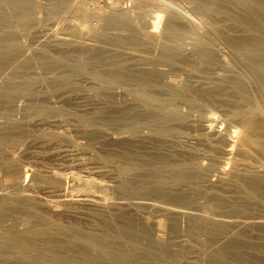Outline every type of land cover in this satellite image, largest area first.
<instances>
[{"label": "rangeland", "instance_id": "rangeland-1", "mask_svg": "<svg viewBox=\"0 0 264 264\" xmlns=\"http://www.w3.org/2000/svg\"><path fill=\"white\" fill-rule=\"evenodd\" d=\"M10 1L13 0H0V19L6 18L10 14L7 19L11 20L8 21L4 18L6 26L2 25L3 20L0 21V23L2 22L0 25V53L6 51L7 56H5V52L0 54V56L3 54L0 58V160L6 161L14 170V184L10 185L9 178L7 175L5 176L6 173L3 172L4 169L1 166L0 212L3 211V215L0 221V233L10 230L23 237L26 235L25 232L28 227L44 230L48 225L56 222L66 228L72 236H75L74 238L81 239L85 236H92L97 239L102 247H106L104 250L107 253L103 250H101L103 252L99 250L100 253L97 250H91V259H95L91 261L94 264H112L113 262V264L115 262L117 264H264V226L252 224L254 222L264 223L262 222L264 221V207L255 199L243 197L244 190L241 189V184L237 183L239 181L241 183L239 178L242 177L243 181L245 179L248 181L249 178L245 177L253 174L254 176H251L252 181L257 176L264 178V158L260 159L259 156L256 158L257 154L255 155L253 152L245 155L241 152V155L237 154V136L241 134L239 131L242 132V127H240L239 121H237L239 124L231 122L235 118L237 120L238 117L237 113L234 112L235 108L237 111L238 109L243 110V107H245L244 109L247 107L246 110L249 109L248 103H243L247 105L243 106L236 102L238 98L229 86L235 78L230 74L232 69L234 71L232 74L235 76L237 72L243 71L238 62L245 72L251 66L249 64L251 62L245 61V57L240 58L241 56L237 54L235 58L239 59H234L238 62L235 61L236 65L233 66L236 68H230L232 64L229 62L233 63L234 54L232 52L233 47L228 40L238 39L241 32L235 27L233 28L231 23L226 22L225 19H213L214 24L217 25L216 28L220 30L219 33H224L222 37L225 39H222L220 34L217 35V29L215 32L213 31L214 28L209 27L212 25L211 21L209 23V13L207 11L202 12L203 10L200 9L195 0L193 2L192 0H138L139 2L137 0H25L28 3L26 5L25 1L19 0L20 3L23 1L20 5L24 3V6L21 7H25L26 14L19 5L15 8L12 7L14 3L17 5L19 1L16 0L17 3L15 0L14 3ZM136 6H139L138 9ZM116 7H119V11ZM112 8L116 9L113 13L116 12L117 17L111 15ZM123 8L126 13L123 12ZM16 9L19 13H16ZM120 9L124 18L120 15L119 19L126 20L127 18V21H131V25L136 26V29L138 28L137 25L144 30L150 29L155 16L160 15L161 19L159 18L155 32L159 34V39L166 37L168 42L164 44L165 39H161L160 42L158 39V42L152 44L142 34L143 30L141 32L135 31L136 34L133 30L134 33L128 29L121 30V28H125L119 24L121 28H116L118 25L115 23H111V25L116 26L111 27L108 24L110 25L108 27L105 19L102 20V16L104 15L109 20L110 17H113L112 19L118 18V13L121 14ZM12 10L15 11V14L22 13L24 15L19 17V22H15L18 19L14 21L13 16L15 14H11ZM1 11L5 15L1 14ZM104 11H106V15ZM90 12L91 14L97 13L95 18L98 19L96 22L95 19L92 20L93 15L90 17L91 23L93 25L95 23L100 24L98 27H102V29L106 25V28L103 30L100 28V31L98 27L92 26L95 29L89 30L91 26L88 18ZM98 12L99 14L102 12L100 17ZM171 14L174 16L173 22H176L177 26L179 25L176 27V23H174L177 32L178 29L181 30L179 31L181 34L180 41H177L180 35H178L179 37L174 35L177 38H175L177 43L171 41L172 45L168 43L173 37H163L162 33L163 24ZM136 15H140L141 17L138 16L140 19L129 20V16L132 19ZM86 16H88L87 19ZM22 17L26 19L24 21H28L26 24L23 21L21 24ZM141 18L142 22L139 21ZM99 19L101 22L98 24ZM210 20L212 19L210 18ZM217 21H219L220 27L216 23ZM8 23L9 27L7 26ZM12 23L14 24L11 25ZM97 29L96 34L94 31ZM186 29L187 31L189 29L195 30L193 33H199L192 35L190 30L186 34ZM131 34H136L134 40L130 37ZM206 34L210 35L207 37L209 39L206 38ZM7 35L11 36V39ZM197 36L207 39V41L201 39L203 45V41L210 43V45L208 43L207 46L204 45L205 49L214 50L216 58L213 54L212 56L216 61H211L212 64L211 62L208 64V60L203 62L197 54H193V52L196 53L195 46L197 47L201 43L197 39L199 43L197 42L198 44L195 45L194 38L196 40ZM4 38L8 39L3 42ZM9 39L10 41L13 39L11 45L10 41L8 42ZM6 42L9 47L6 46ZM178 44L182 47V51ZM172 46L173 49H175L174 46L180 48V50L179 48L175 49L177 50L174 52L175 56L172 53L174 51ZM157 47L164 49V52L161 49L158 52L159 48ZM169 47L171 51L167 50ZM165 51L168 52L164 54ZM177 52L179 53L177 54ZM211 53L212 51H210ZM164 55H167L169 60ZM250 56L246 55V58ZM198 59L200 66L197 65ZM241 59L242 61L245 59L244 62L249 65L244 63L246 67L243 66ZM185 61L191 63L192 67L191 64L185 66ZM189 63L185 62V64ZM200 63L204 64L201 65ZM194 66L196 67L194 68ZM237 67L240 68L238 71L236 70ZM251 68L247 74L248 72L253 73ZM244 71L243 74H241L242 72L240 74L243 75L242 78L245 77V80H241L239 73L237 79L239 83L241 80V84L252 88L249 78L254 73L249 74L250 77H248ZM93 73L96 74L93 76ZM224 75L225 77L228 75V78L226 77L227 80H225L224 77H220L221 81L218 80L220 82H218L219 87L222 88L224 85L226 88H222L223 91L226 93L231 91L234 98L230 92L227 94L232 97V102L233 99L236 101L232 103L229 99L224 100L222 97L227 96L226 93H222L221 95L224 96L221 98L223 101L229 102L226 104L229 107L232 104V108L226 106L225 102L218 98L220 95L214 96V92L217 93V90L213 88L217 82H214L217 78L219 79V76ZM230 78L232 80L229 82ZM254 78H252L254 81L252 83L256 84V76ZM233 82H236V79ZM162 85H166L168 88ZM183 85H186L184 87L187 88L184 91L189 92L188 90L191 89L192 92H198L192 93L190 91L191 95L188 93L189 96L184 95V91L182 93V90H179V86L184 88ZM188 85L191 86L190 89H188ZM207 85L212 86L213 96H206ZM194 86H198V88L200 86V89L205 87L206 90L203 91L205 98L200 95L202 92L199 91L200 89L196 90L195 88L194 90ZM15 87L19 89H15ZM159 87L162 90H158ZM163 87L164 89L167 88V90L165 89L167 93H164ZM170 87H174L175 91L179 88L178 94L174 91L176 97L181 94L189 98L183 96L188 98L185 100L181 96V103H178L179 99L177 101L173 91L170 93ZM219 87L216 86V89L220 90ZM230 88L231 90H229ZM154 92H156V96L159 94L158 99L163 97L165 99L163 98L159 102L158 99L152 98L155 96ZM219 92L218 94H220ZM148 93L149 95L154 93V96H149L150 99L152 98L151 100H156L152 102L153 105L149 103L152 106L145 103L149 100H146L145 97V95L148 96ZM140 96L146 99L144 100ZM192 96L197 98L193 97L196 101L193 100L195 103L190 104L189 101L191 100L189 99ZM201 96L204 101L199 100ZM260 96L257 95V97ZM206 97L208 101H205ZM261 97L263 101V96ZM174 98H176V102ZM227 98L229 97H225V99ZM260 98H255V100L257 99L258 103H262L263 108L264 101L261 102ZM141 99L144 102H141ZM197 99L200 101L199 103ZM212 99L216 100L213 101L214 104L211 103ZM157 101L159 104L156 105ZM197 103L199 106L196 105ZM218 103H221L220 105L223 103V105L220 106ZM237 104L242 108L236 107ZM189 105L198 108L192 110L193 107H189ZM186 107H189V110L191 108V110L188 111ZM149 108H152V113ZM174 109L179 114L176 111H174L176 114H170ZM225 112L230 116L233 115L234 119L233 116V120L230 119V116L228 119ZM180 113L184 116L181 117ZM169 114L173 117L169 116L168 118ZM177 115L179 118L175 117ZM262 115L263 120L260 119L263 122L260 121L263 123L262 134H264V112ZM84 116L87 121H84ZM202 116L203 118H201ZM207 116H209V120L212 119L211 116L216 118V120L213 119L214 123L213 120H210L213 125L215 124L214 127L210 125L211 123L208 124ZM165 117L167 120L164 119ZM170 118L178 119V121L182 118L183 121L178 124L179 122L176 123L177 120ZM183 118H185L186 123ZM204 118L207 119V124L203 121ZM160 119L161 121H159ZM198 120L204 122L201 121L203 125L200 123L203 127L207 125L211 127V130L208 127L205 131L201 125L199 128ZM217 120L222 121V124H219ZM225 120L226 122H224ZM226 123L231 128L227 126L230 129L228 132L232 130L229 138L231 141L233 140L232 143L229 140L228 145L231 143L229 147L235 148L231 152L233 155L227 154L229 156L227 158H225L227 155L224 154V157V155L221 156L222 153H219L220 147L222 145L224 147L222 143L224 140L221 137L218 139L216 132L212 130L217 124L218 136H222V132H226L223 135V138L226 139L228 133L220 127L226 128ZM155 124L156 126L161 124L160 127L158 126L160 136L158 135L157 139L154 138L155 134H153L154 128H156ZM165 124L167 128H165ZM231 124L234 127H231ZM151 125L154 126L153 136L151 131L148 132L152 128ZM209 130L211 134L208 132ZM162 131L167 134L164 132L163 134ZM41 132L43 134H45L44 132L56 133V138L53 140L46 139ZM149 133L153 138L148 137L150 136ZM208 133L211 137L215 134L213 135L216 136L213 137L215 139L212 138L214 142ZM138 135L139 138L143 136L139 140L140 142L137 141ZM207 138L210 143L213 142L214 146H210L212 144H209ZM217 139L220 141L218 142ZM234 141H237L236 144ZM151 142L154 143L153 147ZM217 143L221 145L218 147ZM215 144H217L216 151L218 154L215 153L216 151L213 152ZM140 145H143L145 151L141 149L142 146ZM232 145L236 146L237 149ZM145 148L148 149V154ZM138 149L141 152L138 153ZM174 153L176 159H173ZM178 153L181 154L178 155ZM146 154H151V157L153 155L154 159L152 160H156L153 162L157 163L155 170H151V167L143 164ZM184 155L185 157L192 155L193 160L192 156H189L185 158V162L184 158L181 159ZM138 158L142 162L139 161L143 164L142 166H140ZM187 158H191L192 162L189 163ZM178 159L183 161L182 165ZM171 160H175L176 165L180 163L182 167H189L190 169L187 168L186 172L184 168L181 170L184 173L190 170L192 175H188L191 179L187 178L188 180L185 179L171 185L170 183L165 186H163L164 184L156 185L159 181L156 177L166 180L174 178L172 174L175 175L177 171L173 169L175 162L173 163ZM124 167L129 170L125 171ZM233 174L240 176H237L235 180L231 177ZM39 176H42L40 178L51 179H57L58 176H61L63 181L59 182L56 191L52 192L40 182ZM226 177L230 178H228L229 181H227L228 179L224 181L223 178L226 179ZM260 178L256 179L261 180ZM230 180L232 181L230 182ZM252 181L250 180L248 183L251 184L252 188L261 186L259 181L258 183L254 181L255 184ZM251 182L255 186H252ZM7 183L10 187L6 186ZM262 183L264 184V182ZM237 184L242 191L239 190ZM3 186H6V189ZM261 187L264 188V185ZM57 192H61L65 198H70L73 202L68 205H59L55 202ZM170 194L172 195L171 198H169ZM51 195L52 197H49ZM214 196H220L224 199L229 197L227 203L229 202L230 205L232 203V207L236 205L235 209L238 213H234L235 210L231 206L226 207L228 204H223L221 207H225L222 209L213 207L211 199ZM46 197L51 199L48 201ZM237 197L238 199L235 200ZM230 198H234L236 204ZM243 198L244 200H242ZM10 199H17L18 202L14 205L5 202ZM78 199L79 201H77ZM240 203L245 204L246 209L243 206L244 210L242 208L238 210ZM240 212L246 213L245 217L243 215L240 217ZM250 218L255 221L252 222ZM241 219H245V222ZM27 220L29 221L28 224ZM241 222L244 225L240 224ZM206 223L208 225L212 223L211 226L214 229L210 226L207 227ZM199 225H203V230L201 229L202 226ZM199 228L202 231H196ZM205 230L207 231L205 232ZM53 239L56 242L65 243V237L62 235H55ZM69 248L63 249L62 247L59 252L63 254L64 258L69 256L67 259L68 261L72 260V262L73 260L74 262L76 260L77 262L81 261L78 259H81L83 253L88 251L80 241ZM80 252H83L82 255ZM107 254L111 257L109 260L106 257ZM69 258L71 259L69 260ZM111 260L114 261L111 262Z\"/></svg>", "mask_w": 264, "mask_h": 264}, {"label": "bare ground", "instance_id": "bare-ground-1", "mask_svg": "<svg viewBox=\"0 0 264 264\" xmlns=\"http://www.w3.org/2000/svg\"><path fill=\"white\" fill-rule=\"evenodd\" d=\"M17 1H19V0H17ZM23 1H25V0H23ZM22 1V2H23ZM133 1V0H132ZM135 1V0H134ZM138 1V0H137ZM143 1V0H142ZM145 1V0H144ZM194 0H192V2H193ZM11 2V1H10ZM10 2H8V3H10ZM15 2H16V0H15ZM21 2V3H22ZM139 2V1H138ZM195 2H197V4H198V6L200 7V9L201 10H203L202 12H208L209 14H208V17H210L212 20H210V18H209V23H210V21H211V24L212 25H209V27L211 26V29H213L214 28V30L213 31H217L218 29L216 28V26L217 25H215L214 23H215V21L213 22V19H217V18H219V19H225L226 20V22H229V23H231V26H233V28L235 27L236 29H238L240 32H241V34H240V37L237 39H229L228 41L230 42V44L232 45V47H233V54H234V58H233V56L231 57V61H232V58H233V63L232 62H229L230 64H232V66H230V68L232 69V68H234L233 66H235L236 65V62H238V61H236L237 59H239V58H235V55H237L238 54V56H241L240 58H242V57H245V61H247V62H251V63H249V64H251V66H249V69H250V67H252L251 69H252V71H253V73H254V75H252V77L251 78H249V80L251 81H249V83H251L252 84V88H250V87H248V85H244L243 83L241 84V80L243 79V80H245L244 78H242L243 77V75H241V74H243V71H244V68H242V65L240 64V62H238L237 64L238 65H240V67H241V69H243V71H241V70H239V71H241V72H237L236 73V76H235V74H232V72L234 73V71H233V69H232V71H231V75H233L234 77V79L233 80H235L236 79V82H233V80H232V78H230L229 79V82L232 80V83H230L229 84V86L233 89V90H231V88L229 89V90H231L232 92H234L235 93V96H237V98H238V101H236V99L234 100L233 99V102H238V104L239 105H243V106H247V105H244L243 103H248L249 104V106H248V110H246L247 109V107H246V109H244L245 107H241V106H238V104H237V106L236 107H241L243 110H241V109H238V111L236 110V108H235V110L237 111H235L234 110V112L235 113H237L236 115H238V117L237 116H235V117H237V120H236V118L234 119V116H233V119L234 120H236V121H234L233 119H232V116H230V114H227L226 112V117L228 118L229 116L231 117H229L231 120H233V121H231V122H234V123H237V124H239V122H240V127H242V132H240L239 131V136H237L238 137V145L236 144V142L234 141V143L236 144V146H238V149H237V147L236 146H234V145H232V147H236V149L238 150V153L237 152H235V153H237V154H239V155H241V154H243V155H245V154H247V153H250V154H252L251 152H253V153H255V155H256V158H258V156H259V158L260 159H262V158H264V136H262V135H264V134H262V118L261 117H263V109H264V107L262 108V103L260 104V103H258V101H257V99L255 100V98H260L261 96H263V99H264V0H195ZM11 3H14V0L11 2ZM10 3V4H11ZM17 3V2H16ZM19 3V4H18ZM17 3V5L14 3L13 5H12V7L14 6V8H15V6H20V8H21V10L22 9H24L23 11H25L26 9H25V7H21L22 5L24 6V3L22 4V5H20L21 3H20V1ZM141 3V2H140ZM9 4V5H10ZM26 4H28V3H26V1H25V5ZM139 4V3H138ZM195 4V3H194ZM132 5H134L133 3H132ZM137 7V6H136ZM139 7V6H138ZM138 7H137V9H138ZM13 8V9H14ZM17 8V7H16ZM114 8V7H113ZM112 8V9H113ZM117 8V7H116ZM119 8V7H118ZM117 8V10L119 11V9ZM12 9V8H11ZM18 9H19V7H18ZM29 9H30V7H29ZM85 9V8H84ZM114 10H116V9H113V10H111L110 12H114ZM123 10H124V8H123ZM109 11V10H108ZM120 11H121V14H119L118 13V15H119V17L118 18H115V17H117L116 15V12L115 13H111V15H114L115 17H114V19H112L111 17H110V20L109 19H106V17H104V15L102 16V20H104L105 19V22H106V25L108 26V27H110V25H111V23H115L116 25H120V26H122L123 28H125V29H122L119 25L118 26H116V25H114V24H112L111 25V27H114V26H116V28L117 27H120L121 28V30H126V29H128L129 31L131 30H133L134 32L135 31H139V32H141L142 30V34L146 37V39L149 41V42H152V44H154L158 39H159V34H157L156 32H155V27L159 24V18H160V15H156L155 16V19L152 21V23H151V28L150 29H146V30H144V29H142V28H139L140 26H138L137 25V27L140 29H136V26H132L131 25V21H127V18H126V20L124 19V20H122V18H124L123 17V15H122V10L120 9ZM138 11V10H137ZM2 13L1 14H3V11H1ZM26 12L27 11H25V14H26ZM106 11H104V13H105ZM123 12H125L126 13V11L124 10ZM139 12L141 13V10H139ZM15 14V11L14 10H12V13L11 14ZM16 13H19V12H17V9H16ZM93 13V12H92ZM102 13V12H101ZM101 13L99 14V12H98V16L100 15L101 16ZM108 13V12H107ZM124 13V14H125ZM140 13H138V14H140ZM9 14V13H8ZM8 14H6V15H8ZM89 14V13H88ZM108 14H110V13H108ZM3 15H5V13L3 14ZM2 15V16H3ZM16 15H18V16H16ZM20 15V16H19ZM87 15V14H86ZM91 15V16H90ZM90 15H89V17L88 16H86V19H87V17L89 18V21H90V17H92L93 15H94V17H93V19L92 20H94L95 19V22H96V19L97 18H95V16L97 15V13L95 14H91V12H90ZM105 15H106V13H105ZM120 15H122V18L121 19H119L121 16ZM2 16H1V18H2ZM9 16H10V14H9ZM9 16H6V18L5 19H7ZM13 16V15H12ZM14 16H16V17H14ZM13 16V18H14V21H15V19H18V20H16L15 22H19V17H21V16H24V15H22V13H20V14H15ZM28 16V15H27ZM99 16V17H100ZM110 16V15H109ZM108 16V17H109ZM128 15L126 14V17H127ZM141 17L140 15H136L135 17H132V19H131V17L129 16V20H137V18H139V17ZM26 17V16H25ZM97 17V16H96ZM107 17V18H108ZM4 18L3 19H0V21H4ZM23 18V19H22ZM21 18V24H23V22H24V24H26L28 21H24V17H22ZM134 18V19H133ZM136 18V19H135ZM10 19V18H9ZM27 19H29L28 17H27ZM85 19V20H86ZM140 19V18H139ZM138 19V20H139ZM161 19V18H160ZM8 20V19H7ZM26 20V19H25ZM98 20V19H97ZM173 20H174V16H173V14H171V15H169L168 17H167V20H166V22H164V26L162 27V33H163V37H165V36H167V38H171V37H173V38H171L169 41V43L168 44H170L171 43V45H172V42L171 41H174V42H176L177 43V41H180V39H181V34H179V31H181V30H179L178 29V32H177V29H176V27H178L177 26V23L176 22H173ZM224 20V21H225ZM8 21H11V20H8ZM23 21V22H22ZM87 21V20H86ZM139 21H143L142 20V18H141V20H139ZM14 22V23H15ZM84 22V21H83ZM82 22V23H83ZM98 22V24H99V22H101L100 21V19H99V21H97ZM103 23H104V21H102ZM108 22V23H107ZM218 22L219 21H217L216 23L218 24ZM226 22H224L225 23V25H226ZM2 23V22H1ZM1 23H0V25H1ZM5 23V21L2 23V25ZM11 23V22H10ZM14 23H12L11 25H13ZM87 23H88V21H87ZM86 23V24H87ZM174 23H176V27H175V25H174ZM187 23H189V22H187ZM7 24V23H6ZM89 24H91V26L89 25ZM88 24V26H90L89 27V30H91V31H93L94 29L92 28V26H95V27H98L99 25H97L96 23V25L94 24H92L91 23V21H90V23ZM102 24V23H101ZM108 24H110V25H108ZM142 24H144V23H142ZM141 24V25H142ZM84 25H85V23H84ZM104 25V24H103ZM106 25L104 26V28H106ZM114 25V26H113ZM219 25V27H220V24H218ZM4 26H6L5 24H4ZM8 27L10 26L9 25V23H8V25H7ZM88 26H87V29H88ZM227 26V25H226ZM229 26V25H228ZM108 27H107V29H108ZM129 27H130V29H129ZM141 27H143V26H141ZM190 27V26H189ZM91 28V29H90ZM99 28V27H98ZM101 29H102V27H100ZM99 28V29H100ZM103 28V29H104ZM144 28V27H143ZM93 29V30H92ZM101 29H100V31H101ZM102 29V30H103ZM180 29H182V28H180ZM217 29V30H216ZM88 30V32H90ZM183 30H184V28H183ZM182 30V31H183ZM191 29H189L188 31H190ZM96 31H98V29L97 30H95L94 32H96ZM99 31V32H100ZM131 32V33H134V32ZM187 29H186V34H187ZM193 31H195V30H193ZM193 31L191 30V33L190 34H192V35H194V33H193ZM219 31L220 30H218L217 31V35H221V38L222 39H225L224 37H222L223 36V32H220L219 33ZM93 32V34H95ZM98 32V33H99ZM185 32V31H184ZM184 32H182L183 34H185ZM92 33V32H91ZM136 33V32H135ZM176 33H178V34H176ZM181 33V32H180ZM199 32H197V33H195V35L196 34H198ZM209 33V32H208ZM96 34H97V32H96ZM137 34V33H136ZM135 34V35H136ZM139 34H141V33H139ZM189 34V33H188ZM200 34H202V33H200ZM199 34V35H200ZM75 34H74V32H73V36H74ZM135 35H133V34H131V38H132V40H134L135 39ZM177 36V37H179L178 35H180V37L178 38V40L176 41V37L175 36ZM207 36H206V38L207 37H209L210 35L209 34H206ZM209 35V36H208ZM8 36V35H7ZM161 36H162V34H161ZM160 36V37H161ZM202 36H203V34H202ZM202 36L200 37V36H197L198 38H196V40H195V38H194V41H195V45H197L199 42H201V39H202ZM11 37V36H10ZM9 36H8V38H10ZM193 37H196V36H193ZM200 37V38H199ZM204 37H205V35H204ZM203 37V38H204ZM8 38H6V39H8ZM13 38V37H12ZM166 38V37H165ZM165 38H160L158 41L160 42V40L162 39V40H164ZM176 38V39H175ZM218 38H220L219 36H218ZM5 38H4V41L3 42H5V40H6ZM11 39V38H10ZM10 39L8 40V42L10 41ZM199 40V42H198V40ZM207 39H209V38H207ZM207 39H202V40H206L207 41ZM13 40V39H12ZM12 40L9 42L10 43V45L13 43L12 42ZM166 41L164 42V44H166L168 41H167V39H165ZM157 41V42H158ZM154 42V43H153ZM163 42V41H162ZM161 42V43H162ZM198 42V43H197ZM204 42V45L206 44V46H207V43L210 45V43L209 42H207V43H205V41H203ZM171 45H170V47H171ZM202 45V46H201ZM203 44H202V42L201 43H199V45H197V47L195 46V48H196V50H195V52L196 53H194L193 52V54H197L199 57H200V59L201 60H203V62H205L204 60H208L209 62H208V64H210V62L212 61V62H215L216 61V59H213L214 57L212 56V54L215 56V58H216V55H215V52H214V50H210L209 48V51H208V49L206 50L205 49V46H204ZM6 46H8V44H7V42H6ZM177 46V45H176ZM176 46H174L175 47V49H178L179 47H181V46H179V44H178V48L176 47ZM9 47V46H8ZM170 47H169V49H167V50H170L171 51V49H170ZM157 48H159V47H157ZM161 49V47L158 49V52H159V50ZM172 49H173V46H172ZM175 49H173L172 51V53L174 54V52H176L177 50H175ZM161 50H163V52H164V49H161ZM179 50H180V48H179ZM170 51H169V53H170ZM181 51H182V47H181ZM180 51V52H181ZM210 51H212V53L210 54ZM235 51V52H234ZM4 54H5V56H6V51H2ZM1 52V53H2ZM163 52H161V53H163ZM166 52H168V51H165V53L164 54H166ZM214 52V53H213ZM0 53V54H1ZM168 53V54H169ZM179 52H177V54H178ZM248 53V54H247ZM167 54V55H168ZM171 54V53H170ZM181 54V53H180ZM251 56H250V55ZM3 55V54H2ZM1 55V56H2ZM163 55V54H162ZM167 55H164V56H166V58H167ZM246 55L247 56H250V57H247L246 58ZM1 56H0V58H1ZM5 56H4V58H5ZM174 56H175V54H174ZM238 56H236V57H238ZM7 57V56H6ZM198 57V58H199ZM3 58V57H2ZM3 58V59H4ZM195 58H197V56H195ZM248 58H250V59H248ZM234 59H236V60H234ZM167 60H169L168 58H167ZM244 60L242 61V59H241V61H242V63H243V66H245L246 67V65L244 64V63H246V62H244ZM250 60V61H249ZM196 61H197V59H196ZM236 61V62H235ZM186 63H189V62H187V61H185ZM185 62H184V65L186 66V65H190L191 63H189V64H185ZM212 62H211V64H212ZM235 62V63H234ZM201 65L202 64H204V63H200ZM234 64V65H233ZM246 64H248V63H246ZM248 64V65H249ZM198 66H200L199 65V59H198V64H197ZM196 65V66H197ZM237 65V66H238ZM248 65H247V67H248ZM196 66H194V68L196 67ZM229 66V65H228ZM189 67V66H188ZM191 67H192V64H191ZM227 68H229V67H227ZM236 68V67H235ZM234 68V69H235ZM238 69H240L239 67H237V71H238ZM249 69L247 68L246 69V72L244 71V74H246V76H248V77H250V75L251 74H253L252 72H251V74L248 72V74H247V71H249ZM228 70H230V69H228ZM251 71V70H250ZM240 74L241 75V80H240V83H239V80L237 79V74ZM94 74H96V73H93V76H94ZM250 74V75H249ZM230 76V75H229ZM245 76V75H244ZM254 76H256V84H253L252 82H254V81H252L253 79L252 78H254ZM222 77H224V79L225 80H227L226 79V77L228 78V75H226V77H225V75L224 76H219V79L217 78L216 79V81L214 82V83H216L217 82V87H219L220 86V82L218 81V80H220L221 81V78ZM247 77V78H248ZM224 79H222V80H224ZM224 80V82H227V81H225ZM238 80V81H237ZM242 80V81H243ZM254 80H255V78H254ZM219 82V83H218ZM224 82H222L223 84H224ZM221 83V84H222ZM219 84V85H218ZM226 84V83H225ZM227 84H228V82H227ZM211 85H213V84H211ZM211 85H207V90L206 89H202V87H201V89H200V86H199V88H198V86H194V90H195V88H196V90L197 89H200L199 91L201 92V93H203V94H201L200 92V95H203V97L205 96L204 94L205 93H207L206 94V96L208 95H212V94H214V96H216V94H217V96L216 97H218V95H220V97H218L221 101H223V99L222 98H224V100H228L229 99V101L231 100V102H232V97L234 98V95H233V93L231 92V91H227V93L228 92H230L233 96L231 97V96H229L227 93H226V91L224 92L223 90L226 88V87H224V85H222V88H224V89H222L221 87H219V88H221L220 90L217 88L216 89V86H213V88H215L214 90H217V93H216V91L214 92V91H212L211 89H212V86ZM254 85V86H253ZM162 86H164V85H162ZM161 86V87H162ZM184 86H186V85H183V87ZM161 87H159V88H157L158 90H162V88ZM164 87H167L166 85L164 86ZM164 87H163V89H164ZM188 89H190L191 88V86H189L188 85ZM193 87V86H192ZM208 87H211L210 89L208 88ZM228 87V86H227ZM253 87H254V89H253ZM18 87H15V89H17ZM22 88V87H21ZM161 88V89H160ZM168 88V87H167ZM167 88H165L166 90H167ZM176 88V87H175ZM180 88V89H179ZM179 88H177V90L175 91V89H174V87L172 88V87H170L169 89H170V93L173 91V93L175 94V92H176V94H178L180 91H178V89L179 90H182V93H183V91H184V89H187L186 87H184V88H181V86H179ZM19 89V88H18ZM157 89H155L156 91H157ZM163 90L164 91V93H167V91L166 90ZM171 89H174V90H171ZM228 89V88H227ZM207 91V92H203V91ZM222 90V92H219V91H221ZM154 91V90H153ZM162 91V92H163ZM175 91V92H174ZM189 92L191 91V89L190 90H188ZM209 91H210V94H209ZM212 91V92H211ZM168 92H169V90H168ZM178 92V93H177ZM189 92H187L186 90L184 91V95H186L187 93L188 94H190ZM192 92V91H191ZM198 91H194V92H192V93H197ZM214 92V93H213ZM218 92L220 93V94H218ZM149 93H151V92H149ZM149 93H148V96L147 95H145V97L147 98H143L142 96H144V95H142V96H140V97H142L144 100L146 99V100H151L152 98H156V100L158 99L157 98V96L161 93L160 91H159V94L156 96V92H154L153 94L155 95H151V96H154V97H152L151 99L149 98ZM170 93H168V95L170 94ZM172 93V94H173ZM191 93V94H192ZM198 93V94H199ZM222 93H226L227 94V96L225 95V97H229V98H227V99H225V97H222V96H224V95H221ZM229 93V94H230ZM173 94V95H174ZM176 94H175V97H176ZM187 94V95H188ZM190 94V95H191ZM230 94V95H231ZM184 95H181L180 94V96H178V97H176L177 98V101H178V99H179V101H178V103L180 102L181 103V101H180V97L182 96V98L183 99H185V100H187L189 97V95L188 96H184ZM257 95H261L260 97H257ZM170 96H171V94H170ZM188 97L187 99L186 98H184V97ZM194 96H196L195 94H194ZM194 96H192V97H190V99L189 100H191V101H196L195 99H193V97ZM198 97H199V95H197ZM207 96V97H208ZM213 96V95H212ZM172 97V96H171ZM207 97H206V99H205V101H208L207 100ZM211 97V96H210ZM216 97H215V99H216ZM222 97V98H221ZM231 97V98H230ZM164 98V97H163ZM163 98L161 99V98H159L158 99V101L159 100H163ZM176 98H174V100L176 99ZM194 98H197V97H194ZM202 98V96L199 98V100H201V101H204L203 99H201ZM205 98V97H204ZM143 99H141V102H144V101H142ZM165 99V98H164ZM261 99V102H263L262 101V97L260 98ZM149 100H148V102L147 101H145V103L147 104H149V103H152L153 101L155 102L156 100H151L150 102H149ZM167 100V99H166ZM173 100V99H172ZM173 100V101H174ZM184 100V102H186ZM188 100V101H189ZM158 101L156 102V105L157 104H159L158 103ZM161 101H159V102H161ZM187 101V103L189 104V102H190V104L191 103H195L194 101L193 102H191V101H189L188 102ZM213 101H216V100H213L212 99V101H211V103L212 104H214L215 102H213ZM175 102H176V100H175ZM183 102V103H184ZM197 102L199 103L200 101H198V99H197ZM223 102H225V101H223ZM231 102H230V104H231ZM232 102V103H233ZM144 103V104H145ZM182 103V104H183ZM198 103L196 104L197 106H199L198 105ZM229 104V102L227 101V102H225V105L226 104ZM147 104V105H148ZM187 104V105H188ZM219 104V103H218ZM221 104V103H220ZM219 104V105H220ZM235 104V103H234ZM149 105H151V104H149ZM152 105H153V103H152ZM151 105V106H152ZM193 105V104H192ZM191 105V106H192ZM218 105V106H219ZM222 105H223V103H222ZM222 105H220V106H222ZM236 105V104H235ZM151 106H149V107H151ZM186 106V105H185ZM190 105H189V107H191ZM193 106H195V105H193ZM192 106V107H193ZM196 106V107H197ZM226 106H228L229 107V105H226ZM264 106V105H263ZM189 107H186L187 109H188V111H190L191 110V108H190V110H189ZM196 107H193V109L192 110H197L196 109ZM233 107H234V105H233ZM198 108V107H197ZM229 108H232V104H231V107H229ZM150 109V112L152 113V108H149ZM153 110H154V107H153ZM245 110V111H244ZM174 111H176L177 112V114H179L178 113V111L177 110H173L170 114H176V112H174ZM230 111V110H229ZM154 113H155V110L153 111ZM233 112V113H234ZM229 113V112H228ZM230 113H231V111H230ZM235 113H234V115H235ZM170 114L168 115V118H169V116H170ZM181 114V113H180ZM186 114V113H185ZM232 114V113H231ZM187 115V114H186ZM186 115H185V118H186ZM181 117H183L184 115L183 114H181L180 115ZM85 117V116H84ZM170 117H173V115L172 116H170ZM175 117H178V115L177 116H175ZM174 117V118H175ZM199 117H200V115H199ZM205 117V116H204ZM208 117V118H207ZM206 118L208 119V124H210L211 122H210V120H216V118H213V116H211L210 118H212V119H210L209 120V116H207ZM83 118V117H82ZM179 118V117H178ZM185 118H183L184 119V121H185ZM201 118H203V116L201 117ZM200 118V119H201ZM227 118H225L227 121H228V119ZM262 120H261V119ZM86 119V117L84 118V121H87V120H85ZM153 119V118H152ZM164 119H166V117L164 118ZM164 119H162V120H164ZM170 119H173V118H170ZM182 119V118H181ZM181 119H179L180 121H178V119H173V120H175L176 121V123L177 122H179L178 124H180L183 120H181ZM207 119L205 120V118L203 119V121L206 123L207 122ZM239 119V120H238ZM83 120V119H82ZM153 120H155V119H153ZM167 120V119H166ZM169 120V119H168ZM186 120H187V118H186ZM196 120V119H195ZM214 120H213V123H214ZM226 120L224 121V122H226ZM262 122H261V121ZM159 121H161V119L159 120ZM165 121V120H164ZM170 121H172V120H170ZM201 121L202 120H200V122H199V120L197 121L198 123H199V128H200V125L202 124V123H204L203 121H202V123H201ZM218 121V120H217ZM229 121V124L231 123ZM237 121H239V122H237ZM173 122V121H172ZM219 122V121H218ZM218 122H215V123H217L218 124ZM222 121H220L219 122V124L221 123ZM223 122V123H224ZM159 123V122H158ZM185 123H186V121H185ZM198 123H196L197 125H198ZM201 123V124H200ZM163 124V123H162ZM183 124V123H182ZM207 124V123H206ZM217 124H216V127H217ZM222 124V123H221ZM227 124V123H226ZM225 124V125H226ZM229 124H227L226 125V128L225 127H222V126H220L221 128H223L224 129V131H227V133H228V136H227V138L225 139V138H223V135H224V133H226V132H222V136L221 135H219L218 136V134H217V131H218V133H219V130H217V128L215 127L214 129H216V130H214L213 128H212V130L214 131V132H216L215 134L217 135V137H218V139L221 137V139L222 140H224V141H222V143L224 144V147H223V145L220 147V149H221V151L219 150V146L222 144L221 142V144H219V143H217L218 144V147H217V149L220 151H218L220 154L222 153V155L221 156H223L224 154L225 155H227V154H231V155H233V153H231L232 152V149H234L235 150V148H232L231 149V147H229V146H231L230 144L232 143V141H231V139L229 138V135H230V132L232 131H229L228 132V130H230L231 128H230V126H228ZM164 125V124H163ZM162 125V128L164 127ZM203 125V124H202ZM201 125V126H202ZM210 125H213L212 123L210 124ZM215 125V124H214ZM214 125L212 126V127H214ZM236 125V124H235ZM152 126V125H151ZM154 126H156V124L154 125ZM154 126H152V128L151 129H149V131L148 132H150L151 131V134H152V132H153V128H154ZM161 126V124H157V126H156V128H154V132H153V134H155L154 135V138L155 139H157L158 138V135L160 136V132H159V127ZM207 125H204V129H205V131H206V128H208L209 126H207ZM227 126H228V128H230V129H228L227 128ZM157 127H158V129H157ZM202 127H201V132H202ZM218 127H219V125H218ZM231 127H234L233 126V124H231ZM162 128H160V129H162ZM165 128H167L166 127V124H165ZM210 128V130H211V127H209ZM168 129H170L169 127H168ZM168 129H166L167 131L166 132H168ZM220 129V128H219ZM226 129V130H225ZM158 130V131H157ZM164 131H165V129H163ZM208 131L210 134H211V131ZM161 131V130H160ZM164 131H162V133L164 132ZM159 132V133H158ZM220 132V133H221ZM45 134H43V132H41V134H43L44 135V137L46 138V139H49V140H53L54 138H56V133H53V134H48V133H46V132H44ZM161 133V136L165 133H163L162 134ZM205 133V132H204ZM208 133V135L210 136V134ZM232 133V132H231ZM150 134V133H149ZM151 134H150V136H148L149 138L151 137ZM153 134H152V136H153ZM156 134H157V136H156ZM165 134H167V133H165ZM201 134H203V133H201ZM213 134V133H212ZM215 134H213V135H215ZM207 135V134H206ZM207 135V136H208ZM212 135V137L210 138L209 136H208V138H210V139H212L213 137H216V136H213ZM58 136V135H57ZM142 137L143 136H141V138H139V135H138V140L137 141H139L140 139H142ZM230 137H231V135H230ZM44 138V139H45ZM144 138H145V133H144ZM143 138V139H144ZM151 138H153V137H151ZM207 138V139H208ZM229 138V139H228ZM207 139H206V141H207ZM213 139H215V138H213ZM212 139V140H213ZM217 139V140H218ZM228 139V140H227ZM151 140V139H150ZM154 140V139H153ZM216 140V141H217ZM230 140V144L228 145V141ZM155 141V140H154ZM215 141V142H216ZM220 140H218V142H219ZM140 142V141H139ZM144 143H145V141H143ZM150 142V141H149ZM208 142H209V139H208ZM212 142V141H211ZM213 142H214V140H213ZM212 142V143H213ZM144 143H143V145H144ZM151 143H153V142H151ZM151 143H150V145H151ZM212 143H210L209 142V144H212ZM227 143V144H226ZM217 144H215V150L213 151V152H215L216 151V146H217ZM143 145H140V146H142V150H144L143 149ZM153 145H154V143L151 145L152 147H153ZM228 145V147H226ZM146 146V145H145ZM210 146H214V144H212V145H210ZM151 147V149L152 150H154L153 148ZM140 148V147H139ZM146 148H148L147 146H146ZM145 148V149H146ZM211 148V147H210ZM211 149H213V148H211ZM136 150H137V147H136ZM147 151V154H148V149H146ZM150 150V149H149ZM188 150V149H187ZM236 150V151H237ZM139 149H138V153H139ZM145 151V150H144ZM182 151H184V150H182ZM188 151H190V150H188ZM187 151V152H188ZM141 152V151H140ZM150 152H151V150H150ZM149 152V153H150ZM152 152H154V151H152ZM191 152V151H190ZM193 152V151H192ZM240 152H241V154H240ZM137 153V154H138ZM216 154H218L217 153V151L215 152ZM144 154V153H143ZM145 155V160L143 161V164L144 165H148L149 167H151L150 169L151 170H155L156 168H157V166H156V164L157 163H153V162H155V161H153L152 159H154V157H153V155H152V157H151V154L150 155ZM179 154H181V153H178V155ZM174 155V158L173 159H176V156H175V153L173 154ZM178 155H177V157H178ZM225 155H224V157H225ZM171 156V155H170ZM189 156H192V155H189ZM188 155L186 156V157H189ZM142 157H143V155H142ZM165 157V156H164ZM185 157V155L184 156H182V158L181 159H185L186 158ZM227 157H229L228 155L225 157V158H227ZM168 158H170V157H168ZM194 158H196V157H194ZM139 159V158H138ZM155 159H156V157H155ZM157 159H158V157H157ZM172 159V160H173ZM189 158H187V161H189V163H191L192 161L189 159ZM152 160V161H151ZM171 160V161H172ZM178 160H180V159H178ZM177 160V161H178ZM192 160H193V156H192ZM264 160V159H263ZM140 161V159L138 160V162ZM182 160H180V163H181V165H182V163H183V161L181 162ZM141 162V161H140ZM139 162V163H140ZM175 164V166H174V164ZM171 163L173 164V169L175 170V171H177V172H175V175L174 174H172V176H174V178H170L169 180H166V179H159V177H156V178H158V182H157V184L156 185H158V184H164L163 186H165V185H167L168 183H170V185L171 184H173V183H179V182H181V181H184L185 179H187V178H189V179H191L190 178V176L188 175V174H191V172H190V170L187 172V173H184L183 172V170H181V169H183L184 168V170H185V172H186V169L188 168V169H190L189 167H182L181 165H180V163H177V164H179V165H176V161L174 160V161H172ZM185 162H186V159H185ZM184 162V163H185ZM142 163V162H141ZM140 163V166H142L143 164H141ZM0 167L2 166L3 167V172L4 173H6L5 174V176L7 175L8 176V178H9V183H10V185L12 186L13 184H14V170L12 169V168H10V166L8 165V163L6 162V161H2V160H0ZM188 165V164H187ZM264 168V167H263ZM125 171H128L129 169L127 168V167H124L123 168ZM191 169H193V168H191ZM173 170V171H174ZM1 171V170H0ZM174 173V172H173ZM239 174V173H238ZM238 174H237V176H238ZM192 175V174H191ZM234 175V174H233ZM233 175H231V177H233V179L235 178V180H236V177L237 176H233ZM240 175H241V177H242V174L240 173ZM239 175V176H240ZM151 176H153V175H151ZM187 176H189V177H187ZM238 176V177H239ZM246 176V175H245ZM249 176V175H248ZM252 177L254 176V174L253 175H251ZM251 176H249V177H245V178H249V180L248 181H243V177L242 178H239L240 180H241V183H240V181L238 180V178H237V181H239V182H237L239 185L241 184V189H243L244 190V196L243 197H245V198H249V199H255L256 201H258L260 204H261V206H263L264 207V188H262L261 186H263L264 184L262 183V182H264V181H261L262 179L264 180V178H260V177H258L257 175V177L256 178H260L261 180H258V179H256L255 178V180L254 181H256V183H258V181H259V184H261V186L260 187H256L254 184H255V182L254 181H252L253 180V178L251 177ZM40 177H42V176H39V178ZM230 177V176H229ZM228 177V178H229ZM230 177V178H231ZM250 177H251V179H250ZM26 178V177H25ZM227 177H226V179L225 178H223L224 179V181L225 180H227L228 179ZM229 178V179H230ZM37 179V178H36ZM41 179V181L40 182H42L44 185H45V187H47L50 191H54L56 188H57V185L59 184V182H62L63 181V179H62V177L61 176H58L57 177V179L55 178V179H51V178H46V177H43V178H40ZM229 179L227 180V181H229ZM188 180V179H187ZM234 180V181H235ZM252 181L251 183H252V186L254 185L255 186V188H252L250 185L251 184H248V183H250L249 181ZM157 181V180H156ZM223 181V180H222ZM232 180H230V182H231ZM243 181V182H242ZM1 182V181H0ZM4 182V181H3ZM23 182H25V181H23ZM151 182V181H150ZM154 182H155V180H154ZM230 182H227L228 184L230 183ZM5 183V182H4ZM152 183H153V181H152ZM233 183V182H232ZM231 183V184H232ZM8 184V183H7ZM6 184V186H8V187H10V185L8 184L7 185ZM151 184V183H150ZM237 184V185H238ZM259 184L257 185V186H259ZM234 185L236 186V181H235V183H234ZM239 185L237 186V187H239ZM2 186V185H1ZM6 186H3L4 188L6 187ZM155 186V185H154ZM236 187V189H238ZM6 189V188H5ZM240 189V187H239V190H241ZM49 191V192H50ZM56 191V190H55ZM242 191V190H241ZM59 192V191H58ZM56 193V201L55 200H53V201H55V202H57L59 205H68V204H71L73 201L70 199V198H65L64 197V195H62V193L60 192V193ZM50 195V194H49ZM167 196V195H166ZM171 194H170V196H169V198H171ZM49 197H52V195L51 196H49ZM175 198L174 199H176V196H174ZM225 197V196H224ZM242 197V196H241ZM241 197H240V199H241ZM47 199H48V197H46ZM45 198V199H46ZM53 198H54V196H53ZM52 198V199H53ZM165 198V197H164ZM229 198V197H228ZM227 198V199H228ZM43 199V198H42ZM51 198H49L48 199V201L50 200ZM167 199V198H166ZM227 199H224V198H222V197H220V196H214V197H212V199H211V201L213 202L212 203V205H213V207H219V208H224V207H221V206H223V204L224 205H226V204H228V206H226V207H229V206H231L232 205V203H231V200L233 199V201H234V198H230L231 200H230V203H231V205L229 204V202L227 203ZM238 199V197L235 199V200H237ZM239 199V200H240ZM229 200V199H228ZM242 200H244V198L242 199ZM246 200H248V199H246ZM45 201V200H44ZM77 201H79V199L77 200ZM173 201V200H172ZM225 201H226V203H225ZM5 202H7V203H10V204H16L17 202H18V200L17 199H10V200H7V201H5ZM87 202V201H86ZM1 203V202H0ZM77 203H79V202H77ZM172 203V202H171ZM234 204H236V202L234 201ZM233 204V205H234ZM242 206H241V205ZM240 204H238V210L240 209V208H242L243 209V206L245 207V204L243 205L242 203H240ZM247 205V204H246ZM241 206V207H240ZM63 207V206H62ZM64 208H66V207H64ZM63 208V209H64ZM231 208L232 209H234L235 211H233L234 213L236 212V213H238V211H236L237 209H235L236 208V205L234 206V207H232L231 206ZM227 209V208H226ZM245 209H246V207H245ZM227 210H229V208L227 209ZM231 210V209H230ZM229 210V211H230ZM241 210V209H240ZM244 210V209H243ZM223 211H225L224 209H223ZM229 211H228V213H229ZM231 211V212H232ZM226 213H227V211H225ZM230 212V213H231ZM245 212H247L246 210H245ZM241 214H239V215H241L240 217H242V215L244 216L246 213H243V212H240ZM2 215H3V211H1L0 212V221H1V217H2ZM247 216V215H246ZM239 217V216H238ZM245 217V216H244ZM247 218V217H246ZM253 218V217H252ZM248 219V218H247ZM251 219V218H250ZM242 221H244L243 219H241ZM252 220V222H254L255 220H253V219H251ZM250 220V221H251ZM248 221V220H247ZM27 222V224L29 223V221L27 220L26 221ZM239 222V221H238ZM245 222V221H244ZM249 222V221H248ZM247 222V223H248ZM262 222H264V221H262ZM207 223H209V222H207ZM205 224L207 227L208 226H210V227H212V229H214V227L213 226H211V224L212 223H210L209 225L208 224ZM258 223H260V222H258ZM257 222L255 223H252L253 225H256V226H264L263 224H258ZM240 224H242V222L240 223ZM242 225H244V223L242 224ZM248 225V224H247ZM199 226H202L201 227V229L203 228V225H199ZM210 227H209V229H210ZM197 228H198V226H197ZM196 228V229H197ZM200 228H199V230H196V231H200L201 230ZM208 229V228H207ZM211 229V230H212ZM203 230V229H202ZM201 230V231H202ZM207 230H205V232H206ZM197 232V233H198ZM26 235H24L23 237L21 236H18V235H16V234H14L13 232H11L10 230H7V231H5V232H2V233H0V264H94L92 261L93 260H95V259H91L92 258V254H91V250H97V252H99V250L101 251V250H103V251H105L106 249V247L104 248V247H102L98 242H97V239L96 238H94V237H92V236H85V237H83V238H81V239H76V238H74L75 236H72L71 234H70V232H68L67 231V229L66 228H64V227H62L61 225H59V224H57L56 222L55 223H53V224H51V225H48L47 226V228H44V230L43 229H40V228H36V229H31V228H26ZM203 233V232H202ZM23 235V234H22ZM55 235H62V236H64L65 237V243H61V242H56L54 239H53V237L55 236ZM78 241H80L81 242V244L86 248V250H88L87 251V253L85 252V254L83 253V252H80V255H82V253H83V255H82V258L81 259H78V260H81V261H79V262H77V260H76V262H74V260H73V262H72V260L71 261H68V257L67 256H65V254H66V252H65V254H64V256H65V258L63 257V254H61L60 252H59V249H61L62 247H63V249L65 248V249H67V248H69V247H72V245H75V244H77V242ZM74 247V246H73ZM70 249V248H69ZM105 249V250H104ZM83 251H85V250H83ZM90 251V252H89ZM103 251H101V252H103ZM68 253V252H67ZM89 253V254H88ZM100 253V252H99ZM105 253H107L106 251H105ZM79 254V253H78ZM112 254V252L110 253V255ZM91 255V256H90ZM105 255V254H104ZM110 255L109 254H107V259L109 260L111 257H110ZM108 256H109V258H108ZM113 256V255H112ZM81 257V256H80ZM114 257V256H113ZM71 258H69V260H70ZM106 259V260H107ZM114 259V258H113ZM92 260V261H91ZM112 261H114V260H111V262ZM97 262V261H96ZM109 262V261H108ZM114 263V262H113ZM112 263V264H113ZM97 264H99V263H97ZM115 264H117L116 262H115ZM119 264V263H118Z\"/></svg>", "mask_w": 264, "mask_h": 264}]
</instances>
